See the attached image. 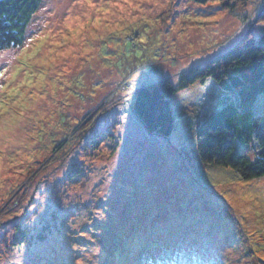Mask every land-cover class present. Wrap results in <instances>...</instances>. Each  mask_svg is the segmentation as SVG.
<instances>
[{"label": "rangeland", "instance_id": "374dc122", "mask_svg": "<svg viewBox=\"0 0 264 264\" xmlns=\"http://www.w3.org/2000/svg\"><path fill=\"white\" fill-rule=\"evenodd\" d=\"M263 1L44 0L23 44L0 50V264H264V177L196 150L237 94L211 79L178 92L166 138L131 107L139 88L258 41Z\"/></svg>", "mask_w": 264, "mask_h": 264}, {"label": "trees", "instance_id": "16d2710c", "mask_svg": "<svg viewBox=\"0 0 264 264\" xmlns=\"http://www.w3.org/2000/svg\"><path fill=\"white\" fill-rule=\"evenodd\" d=\"M43 1L0 0V50L23 44L32 17ZM193 1L217 2L226 11L250 3V0ZM260 5L256 21L264 23V1ZM209 79L224 90L234 91L238 101L214 110L199 126L195 141L200 160L207 165L232 168L243 180L264 177V114L253 109L258 96L264 93V34L258 41L251 33L247 34L227 52L181 74L176 83L165 79L139 88L132 100L133 113L149 133L169 137L175 129L170 99ZM254 146L263 151L255 154Z\"/></svg>", "mask_w": 264, "mask_h": 264}, {"label": "crops", "instance_id": "0c3cea01", "mask_svg": "<svg viewBox=\"0 0 264 264\" xmlns=\"http://www.w3.org/2000/svg\"><path fill=\"white\" fill-rule=\"evenodd\" d=\"M218 86H220L219 84H218ZM238 97V96H237ZM259 98H263V97H261V94L258 96V98L256 99V101H255V103L259 100ZM260 101V100H259ZM254 103V104H255ZM226 103H222V104H219L218 106H216V110H220V108L223 106V105H225ZM255 110V109H254Z\"/></svg>", "mask_w": 264, "mask_h": 264}, {"label": "built area", "instance_id": "2783aa9c", "mask_svg": "<svg viewBox=\"0 0 264 264\" xmlns=\"http://www.w3.org/2000/svg\"><path fill=\"white\" fill-rule=\"evenodd\" d=\"M262 151H263L262 148H259V147L254 146V152H255V154L259 155Z\"/></svg>", "mask_w": 264, "mask_h": 264}, {"label": "bare ground", "instance_id": "6f19581e", "mask_svg": "<svg viewBox=\"0 0 264 264\" xmlns=\"http://www.w3.org/2000/svg\"><path fill=\"white\" fill-rule=\"evenodd\" d=\"M74 52V51H73ZM169 207V206H168Z\"/></svg>", "mask_w": 264, "mask_h": 264}]
</instances>
